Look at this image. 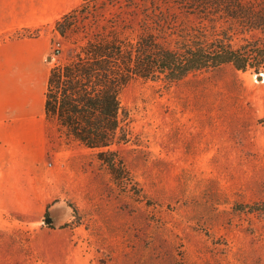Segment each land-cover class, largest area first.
<instances>
[{
    "label": "rangeland",
    "instance_id": "rangeland-1",
    "mask_svg": "<svg viewBox=\"0 0 264 264\" xmlns=\"http://www.w3.org/2000/svg\"><path fill=\"white\" fill-rule=\"evenodd\" d=\"M80 1L58 5L64 12ZM249 1L258 8L259 0ZM126 2L86 0L78 20L92 32L121 29V14L141 13ZM44 4L48 15L56 10L57 3ZM57 14L0 30V47L42 35L47 71L64 63L83 40L60 37ZM259 36L254 30L246 39ZM241 37L234 45L245 43ZM259 74L224 64L173 84L133 79L120 92L129 141L117 147L114 174L55 120L45 116L40 152L15 136L14 122L0 120V264H264V214L236 208L264 202ZM4 108L8 116L12 107ZM31 150L29 167L21 159ZM56 203L66 214L59 225L46 224Z\"/></svg>",
    "mask_w": 264,
    "mask_h": 264
},
{
    "label": "trees",
    "instance_id": "trees-1",
    "mask_svg": "<svg viewBox=\"0 0 264 264\" xmlns=\"http://www.w3.org/2000/svg\"><path fill=\"white\" fill-rule=\"evenodd\" d=\"M85 2L54 24L60 37L80 33L83 42L74 41L67 60L49 69L43 111L67 138L93 150L112 174L118 168L117 147L129 141L124 124L129 113L120 92L133 79L173 84L224 64L264 72V0L258 8L249 0H141L139 5L128 0L124 7L139 6L141 13L121 14V29L96 32L78 20ZM254 30L260 36L247 41ZM237 34L245 43L234 45ZM236 208L264 214V202Z\"/></svg>",
    "mask_w": 264,
    "mask_h": 264
},
{
    "label": "crops",
    "instance_id": "crops-1",
    "mask_svg": "<svg viewBox=\"0 0 264 264\" xmlns=\"http://www.w3.org/2000/svg\"><path fill=\"white\" fill-rule=\"evenodd\" d=\"M76 1L78 0H0V30L43 24L45 18L54 13L61 15V18L77 7L82 0L64 12H61L58 3ZM47 2L57 3L54 12L51 7L49 8L51 9L49 15L44 4ZM45 52L46 39L42 35L32 41L24 39L12 41L0 47V107L2 109H0V120L9 119L10 123L14 122L13 129L17 131L15 136L26 139L25 144L29 147H37L38 152L45 145L46 118L43 102L49 71H47ZM6 98H9L8 101L5 100ZM5 103L12 107L8 116L7 109L4 108ZM31 151L26 152L27 154L21 159L29 167L34 165L36 160L35 152Z\"/></svg>",
    "mask_w": 264,
    "mask_h": 264
},
{
    "label": "water",
    "instance_id": "water-1",
    "mask_svg": "<svg viewBox=\"0 0 264 264\" xmlns=\"http://www.w3.org/2000/svg\"><path fill=\"white\" fill-rule=\"evenodd\" d=\"M51 57L48 56L47 59H50ZM261 74L256 75L257 79H261ZM67 207L64 204L56 203L53 204L52 206L48 207L46 213L47 216L43 219V221L46 224H52L54 226L59 225L64 218V215L66 214Z\"/></svg>",
    "mask_w": 264,
    "mask_h": 264
},
{
    "label": "built area",
    "instance_id": "built-area-1",
    "mask_svg": "<svg viewBox=\"0 0 264 264\" xmlns=\"http://www.w3.org/2000/svg\"><path fill=\"white\" fill-rule=\"evenodd\" d=\"M55 52L58 53V52H59V48H56V49H55Z\"/></svg>",
    "mask_w": 264,
    "mask_h": 264
}]
</instances>
